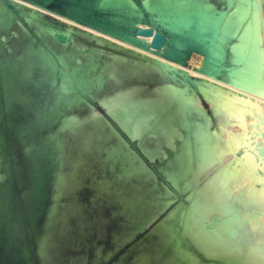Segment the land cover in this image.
I'll return each instance as SVG.
<instances>
[{"label":"rangeland","instance_id":"obj_1","mask_svg":"<svg viewBox=\"0 0 264 264\" xmlns=\"http://www.w3.org/2000/svg\"><path fill=\"white\" fill-rule=\"evenodd\" d=\"M133 1L135 2V5H132L127 1L120 2L119 0H91L89 2H85V0H0V180H3L0 182V203L3 202L0 211L9 212L8 215L12 214L8 216L11 225H3L0 227V232L8 234L10 230H16V234L14 236H9L6 244L0 239V264H28V261L30 264H180L179 262L183 263V261V264H186L187 262V264H189V259L192 258L194 260L198 259L199 264L200 262L201 264H222V262H218L215 258L206 255L207 253L204 252L205 250L203 247L197 245L198 243L190 238L191 236L188 233H184L186 231L185 225H187L186 222H188L191 217H188L191 215L190 212H194L195 214L201 212L203 216L201 213V215H198L199 213L196 214V216L198 215L202 217L200 220L197 216L201 222V224L199 222L200 227L209 228L211 226V229H214L215 226H218V228H220L222 224L225 225L224 218L227 223L231 212H227L228 210H223L222 212L219 209L217 211L211 209L212 212H210V208H207L209 207L208 205H201L204 208L197 207V211L195 207H193L195 203L193 201H195L196 198L198 199V197H201L203 191L208 190V186H211V183H215L216 179L221 181L226 179L225 181L231 183L233 189L228 188V183L223 181L227 186L224 183L225 186L220 190V193L221 191H224V195L219 194L218 200L227 195L229 199L234 197V195H239L240 199L248 195L246 198L250 202L249 204H252L253 207L254 204L255 206L256 204L258 205V198L250 201V198L252 199L254 197H252L253 195L250 196L249 191H253L254 189H256L255 191L257 192L258 190H264V182H261L264 181V179L262 178L263 180H259L262 184L257 183V180H253L252 177L247 175L249 173L244 174L242 171H245L246 173V170L241 167L245 168L246 165L248 168L250 163L251 168H253L251 162L255 160L254 158L257 155L258 158H260V156L262 157V160L261 158V161L259 160L262 164L259 162H256L255 164L258 166H264V155H262L264 154V113L259 112L257 108L255 109L253 107L255 102L258 103V107L264 106V94L252 90V77L250 73H248L249 75L247 76L245 75L243 79L241 78L242 82H245L242 83L245 87L241 83L239 84H241L242 87L231 82V80L237 81L234 80L236 78L233 79V75H231L233 74V71L237 74L236 77L240 74L239 71H236V63L232 59L231 51H229L226 61L217 63L216 66H209L206 57H204V55L202 56L203 53H198L196 51L191 52L187 56V61L184 63L187 75L172 70L167 73L162 72V74L161 71H156V73L141 72L125 80L120 81L119 79L120 82L118 81L119 83L116 84L117 89L123 88V91L127 90L128 93H132L136 99L138 98L145 101L153 100V98L154 100L157 99L160 96L159 93H162L163 86L166 85L169 86L168 88L176 86L174 89L176 88L179 93L181 91L183 93L186 91L185 93L187 96L193 95L192 97H194L197 94V99H199L200 104H202L203 111L206 115L201 117L197 113H193L194 118H192V120H195L194 123H200L204 126H206L205 124L207 123H211L210 127L209 124L207 126L212 130H207L212 133L211 137H214L210 138L211 141L213 139L215 142L211 144L213 146L216 144V146L212 148L213 146L210 144L212 147L209 148L208 146V148L215 150L219 147L220 152L223 151L222 149H224V151L223 153L221 152V154L217 148L216 150L218 152L215 153L218 155L220 154V156L215 155V163L212 162L214 166L209 165L199 178L190 182L187 181L186 178L181 177H179L177 182L174 178L175 176L171 173L172 168L168 165V162L175 156L176 151L168 148L165 144H162L163 147L160 145L157 150L161 149L166 152L168 156L160 150V155H154L157 157L153 156L151 158V156L146 153L148 150H153L152 148L157 146L155 142L151 141L154 138L151 139L150 134L144 135L142 140L139 138H133L120 125V123L108 113L105 106L101 105L103 102L100 101H102L105 94L109 95L108 93H111L109 89L113 85L112 82H116L114 76H110L111 78L108 77V80L104 82L103 85H99L100 83H98L95 78L90 85H96V91L93 90L94 86H92V88L88 87L87 93L80 96L76 101H73L71 105L73 109H71V106L70 108L69 106L66 107L67 104L64 103L61 97L60 102L58 103L55 95L52 93L50 94L46 87H44V85H47L44 78L48 74V69L46 67L43 68V65L55 58L58 59V65L65 69H74L72 68L73 65L82 66L83 63V67H86H84V69H87V71L84 70V75L87 74L85 75L87 77L99 71L101 72V67L104 64H109V66L113 63L121 64L123 68L122 72H119V74H121L122 78H125L124 71L129 69V65L137 61H143L144 59H149L152 62H155L154 58H156L163 61H169L172 64H179L178 49L169 52L168 49L166 50L164 48L165 45L160 50L154 48V39L147 46L135 42V38H142V35L140 34L142 29L151 28L154 29L155 34L162 33L167 37L168 33L162 22H160L159 11L155 10V7H160L159 5L163 0ZM145 1L149 4L145 3ZM197 1L203 4H209L214 8V11L222 12L227 16L234 12L238 2V0H233V3H230L229 0ZM251 4L252 0H244V9H248ZM255 4L259 5L264 15V0H258ZM107 20L111 22L114 21L113 23L117 26L113 25L114 27L112 26V28L106 27L98 22ZM118 28L123 31L122 34L115 32L118 31ZM62 31H70L67 40L68 42L59 40L56 36L57 32L59 33ZM143 36L147 37L145 35ZM101 40L103 41L100 42ZM74 44H79L80 46L78 45L77 47V45ZM75 46L77 48H75ZM25 48L27 50H25ZM83 50L85 52H82ZM142 53L150 56V58H147L148 56L143 57ZM115 55L117 59L114 57ZM62 56L67 57V61L70 59L67 64L69 67H65L67 61L63 65L62 62L63 59L65 61V58H61ZM123 57L124 59L127 58L126 61ZM79 58L80 60L78 61ZM118 58L122 60L120 61ZM92 60L96 63L97 61L99 62L97 65L100 67L97 66V70L96 68L95 70L91 69L92 71L88 69V65ZM23 61L25 62L23 63ZM154 64L156 65L157 62ZM20 65L22 67H20ZM31 70L34 73L31 72ZM245 70L247 71L248 68H245ZM207 77H213L215 80H211L210 78L207 79ZM198 78L202 80L200 82L202 86L198 82ZM203 79L212 82L215 81V83L220 85L219 87L224 84L221 89L223 88L226 92L232 93L230 91H233L234 93L232 94L239 93L238 95L240 97L249 98V100H252L253 102L252 107L254 109H252L250 105H247L248 110L246 109L244 112L245 114L243 113L244 116H242L244 118H238L240 121L237 118L233 120L235 115L233 118H231L232 115H230L229 119L231 118L230 120H233L234 122H232V124L229 119L227 120L228 115L226 120H224L225 118H222L223 121L219 120L221 118L218 113V108L214 105V100H211L213 97L208 91H205V89L200 90L201 88H199V86L202 88L205 87V85H203ZM37 82L40 83L38 86H36ZM225 84L227 86L226 88ZM231 84L236 85L237 89L239 87V90L236 91L235 87H232ZM138 85L141 87L138 88ZM187 85L189 86L187 87ZM136 86L137 88H135ZM142 87L144 88L142 89ZM158 87L159 91H156ZM103 88H106L107 90H104ZM90 90L92 92L91 94H89ZM261 93H263V91H261ZM255 94L259 96H256ZM148 96L152 98L150 99ZM84 98L87 99H85V102L83 101ZM181 105V102L179 105L175 103L172 104L170 108L174 111L173 113H177L175 110L179 111V106ZM63 108L66 110H63ZM86 116H91V118H87ZM72 117L75 122L73 120L72 123L71 121L68 122L67 120ZM76 117L81 119L78 121L79 118L77 119ZM204 117L211 120L206 123L202 122V118ZM88 120L92 121L87 122ZM76 122L77 124H75ZM108 122H110V124ZM220 122L224 123L220 124ZM244 122H246V124ZM78 123H80V125ZM95 123H99V125H95ZM220 126L222 127L220 128ZM72 127L74 129L71 131ZM94 128L96 130H94ZM186 129L187 128L181 127V133L183 135L185 134L184 136L189 132V129ZM112 131L113 133H111ZM213 131L218 134H214ZM38 132H40L41 135ZM193 133L194 134H191V136H193L191 141L196 144L197 140H199L197 139V135L200 134H196V132ZM200 133L204 134L203 131H200ZM100 134L103 135L100 137L101 139H99ZM246 134L248 139L246 138ZM119 136L120 141L118 138ZM194 137L196 139H194ZM241 137L244 138L242 139ZM123 138L124 141H122ZM202 138L204 140V137ZM215 138L217 140H214ZM231 139L235 140L232 141ZM244 139H247V141ZM182 140L184 139L182 138L181 141ZM210 140H206L205 142L209 143ZM229 140L234 143L233 150L232 148L230 149L232 146L231 144L233 143ZM241 140L242 143L240 142ZM118 141H122L121 143L123 145ZM150 141L152 143H150ZM181 141H179V147L176 149L179 152L182 149ZM199 141L201 142V138ZM235 141H237L236 144ZM200 142H198V144ZM149 143L150 147H148ZM202 143L204 142H201L200 144L202 145ZM224 143L228 147L225 145L223 146ZM244 143H246V145H243ZM43 144H45V146ZM219 144L221 145L217 146ZM235 145H237V147L240 146L241 148H237ZM225 147L228 149L227 153L225 152ZM82 148H85V150ZM87 148H90L92 151L89 149V152L86 150ZM239 148L240 150H238ZM115 149L117 150L115 151ZM122 149L126 150L127 154ZM110 150L113 153H111ZM258 150H260L262 154ZM132 151L136 153L133 154ZM129 154L131 155L130 158H128ZM226 154H228V156ZM247 154H249V156ZM126 155L127 158H125ZM133 155L136 156L134 157ZM223 157H226V161ZM236 157H239V160H237ZM135 158L136 161L134 160ZM220 158H223L222 161ZM217 159H220V162L217 161ZM247 161L251 162L248 163ZM144 163L145 165H143ZM223 163L224 165H222ZM50 164L52 166H50ZM140 164L143 165V168L145 167L146 170L148 168L146 174H144L146 170L141 168L142 166ZM225 165H227L225 168L230 171L226 170L229 173L225 172L224 174L223 171H225ZM209 168H211L212 171L215 170L211 172V169ZM137 169H143L144 172L142 171V173H140L141 171H137ZM131 170L134 171L131 173L132 175H130V172H132ZM232 170L234 172L231 173ZM237 170L239 171L237 172ZM248 170H250V167L247 171ZM230 173L232 175H230ZM239 173L242 174L240 175V178ZM262 173L264 176V171ZM212 174H214L215 177H213ZM3 176L6 179H4ZM206 177L208 179L210 178L209 182ZM125 179L128 182H125ZM236 179H238V182ZM48 180H51V182ZM234 182L235 184H233ZM188 183L189 185H187ZM251 185H253V188L249 189ZM243 189H245V196L242 195L244 194V191H241ZM198 190L202 191L200 192ZM231 190H234L235 192L233 191L232 194ZM246 198H244V203L246 202L245 204H247L243 206L244 214L251 213L250 217L253 214H256V216L254 215V219L259 221L258 219H261L264 215V210L256 209L255 211L250 208L251 205L248 204ZM127 202H129V206H126V208L125 205H127ZM124 208L126 209L124 210ZM205 209H207V211ZM224 211L229 214H225ZM210 213L212 214V217L210 216ZM215 213L217 214L215 215ZM186 214L189 215L187 216ZM205 214L206 216L204 217ZM248 214H246V216L249 217ZM217 215H221L222 218ZM259 216L261 217L259 218ZM210 218H212V220ZM263 218L264 216L262 217V220H264ZM184 220L187 221L185 222ZM203 220L206 224H202L204 222ZM216 222L218 224L222 223L220 227L219 225H216ZM13 225L14 227L12 228ZM160 225L161 227H159ZM223 225L221 228L224 227ZM166 226L167 228H173L171 229L176 233V237L173 236L170 238L167 232L170 230H167V228V231L165 230L166 232H164ZM233 230L234 232L235 230L237 231V229ZM229 231L230 229H228V232ZM237 233L239 234V232ZM238 234L233 235L236 237L239 236ZM23 236H25V238ZM170 241H173V244ZM179 241L180 244H178ZM8 246L9 248H7ZM178 246L179 251L176 250ZM246 250H244V252ZM186 254L189 257L186 256ZM2 255H4V260Z\"/></svg>","mask_w":264,"mask_h":264},{"label":"bare ground","instance_id":"obj_2","mask_svg":"<svg viewBox=\"0 0 264 264\" xmlns=\"http://www.w3.org/2000/svg\"><path fill=\"white\" fill-rule=\"evenodd\" d=\"M91 0H85V2H89ZM99 1V0H98ZM105 1V0H103ZM120 2H123V1H127L129 3H131L132 5H135V2L133 0H119ZM230 3H233V0H229ZM258 0H252V4L251 6L248 8V9H244V0H238L237 2V5H236V8L234 10L233 13L229 14L228 16L225 15L224 13L222 12H216L214 11V8L212 6H210L209 4H203V3H200L199 1L197 0H163L162 3L159 5L160 7H155L157 11H159V17H160V22H162L164 28L166 29L167 31V37H166V41H165V49L172 51L174 49H178L179 50V64H172L171 62L169 61H163V60H160V59H155V62H157V64L155 65L154 63L155 62H152L151 60L149 59H144L143 61H137V62H134L133 64H130L129 65V69L127 71H124V76L125 78H122L121 77V74H119V72H122V66L121 64H111L109 66V64H104L101 69L102 71L100 72H97L95 74H91L89 75L88 77L85 76L87 74L84 75V70L87 71V69H84L83 67V63H82V66H77V65H73L72 68L74 69H65L64 67L58 65V59H51L49 62L45 63L43 65V68H47L48 69V74L45 76L44 80L45 82H47V85H44V87H46L47 91L50 92V94L52 93L53 95H55L56 97V101L59 103L60 102V97L62 98V100L64 101L65 104H67L66 107L72 105L73 101H76V99H78L80 96H82L83 94L87 93V90H88V87H91L94 86V89L95 90V86L96 85H90L91 82L93 80H95L96 78V81L98 83H100L99 85H103L104 82H106L108 80V77L111 78L110 76H114L116 79V82H112V87L109 89V91L111 93H108L109 95H106L102 98V101L100 102H103V104L101 105H104L105 108L107 109L108 113L111 114V116H113L119 123L120 125L130 134V136H132L133 138H139L140 140H142L143 136L144 135H149L150 134V138H154L153 140H151L152 142H155V144L157 145L156 147L152 148L153 150H148V152L146 154H149L151 156V158L154 156V155H160L159 153L162 151L160 150H157L159 149L158 147L162 144H165V146H167L168 148L176 151V154L174 157L171 158V160H169L168 162V165L172 168L171 169V173H173V176L176 181L178 182L179 180V177L181 178H186L187 181H192V180H196L197 178H199L201 176V174H203V172L209 167V165L211 166H214V164H212V162H214V160H216V156L215 155H218L216 154L215 152H218L216 149L218 148L219 150V147H215L216 149L212 150V149H209L210 147H212L213 145L211 143H213V139L212 141L210 140V138H214V137H211L212 136V133H210L207 129L208 128V124H209V127H210V124L211 123H207L205 124L207 121L209 122L210 120H208L207 118H202V122H205L204 124L206 126H204L203 124H200V123H194V121L192 120L193 117V113H197L198 115H200L201 117H203V115L205 116L206 114L204 113L203 111V107H202V104H200L199 102V99H197V94L196 96L192 97V96H187L186 95V91L183 93L180 89V91L183 93H179V91L176 90V88L174 89V86L173 88H168L169 86H163V89H162V93H159V97L157 99L153 100H148V101H145V100H140V99H136L135 96L131 93H128V91H123V88L122 89H117V83H119L121 80H125L127 78H131L132 76L136 75V74H139L141 72H146V73H156V71H161V74L162 72H169L170 70L172 71H179L180 73H183L185 75H187V71L185 70V66H184V63L187 61V56L193 52V51H196V52H201L203 53L202 56L204 55V57H206L207 59V62H208V65L209 66H216L217 63H221L222 61L225 62L226 59L228 58V53L229 51H231L232 53V59L233 61L236 63V71H239L240 74H238V76L236 77V73L233 71V79L234 80H237V81H232L233 83L237 84V86H241L242 87V83H245L244 81L242 82V79L244 78V76L246 75H249L248 73H250L251 77H252V84L251 86L253 87L252 90L254 91H259L260 94H264V15H263V11H261V8L259 7L258 4H255ZM145 3L149 4L148 2L145 1ZM137 5V4H136ZM146 5V4H145ZM100 22L101 24L105 25L106 27H111L113 25H116L114 24L113 22L111 21H98ZM102 25V26H103ZM117 26V25H116ZM114 27V26H113ZM73 30V29H72ZM37 31V30H36ZM115 32H118L119 34H122L123 31H121V29L118 28V31H115ZM69 34H70V31H62V32H57V37L59 40H62V41H67L68 38H69ZM162 34V33H161ZM5 38V37H4ZM154 39V35L152 36H147V37H144L142 35V38H135V42L140 44V45H143V46H147L148 44H150L152 42V40ZM32 40V39H31ZM103 40H101L100 42H102ZM106 41V40H105ZM27 42V41H26ZM68 42V41H67ZM75 43V42H73ZM29 44V43H27ZM68 44V43H66ZM81 44V43H79ZM78 44V45H79ZM104 44V43H103ZM113 44V43H112ZM74 45H77V44H74ZM77 45V47H78ZM82 45H85V44H82ZM28 46V45H26ZM25 46V47H26ZM37 46V45H36ZM65 46V44H64ZM80 46V45H79ZM87 46V45H85ZM29 47V46H28ZM31 47V46H30ZM69 47V46H68ZM73 47V46H72ZM71 47V48H72ZM75 46V48H77ZM115 47V46H114ZM123 47V46H122ZM87 48V47H86ZM89 48V47H88ZM85 49V48H84ZM121 49V48H120ZM128 49V48H127ZM25 50H27L25 48ZM73 50V49H72ZM80 50V48H79ZM87 50V49H86ZM125 50V49H124ZM123 50V51H124ZM76 51V50H75ZM96 51V50H95ZM94 51V53H95ZM132 51V50H131ZM10 52V51H9ZM37 52V50H36ZM35 52V53H36ZM77 52V51H76ZM82 52H85L84 50ZM135 52V51H134ZM24 53V51H23ZM88 53V52H87ZM93 53V52H92ZM97 53V51H96ZM69 54V53H68ZM78 54V53H77ZM99 54V52H98ZM101 54V53H100ZM104 54V53H103ZM21 55V54H20ZM92 55V54H91ZM143 57H147L148 55L146 54H143ZM141 55V56H142ZM93 56V55H92ZM109 56V55H108ZM107 56V57H108ZM15 57V56H14ZM71 57V56H70ZM102 57V56H101ZM116 57V55L114 56ZM119 58H121L120 56H118ZM203 57V59H204ZM61 58H65V61L63 59V65L64 63L67 61V57H64L62 56ZM75 58V57H74ZM110 58V57H109ZM118 58V59H119ZM147 58H150V56H148ZM153 58V57H152ZM73 59V58H72ZM114 59V58H112ZM117 59V57H116ZM124 59V57H123ZM127 59V58H126ZM126 59H124L126 61ZM152 59V60H154ZM35 60V59H34ZM70 60V59H69ZM69 60L66 62V68H67V64L69 62ZM80 60V58L78 59V61ZM94 60V59H93ZM89 63L88 65V69L91 70V69H94L96 68L97 70V63H99L97 61V63L95 61H93ZM100 60V59H99ZM111 60V59H110ZM120 61L122 59H119ZM132 60V59H131ZM26 61V60H25ZM23 61V63L25 62ZM82 61V60H81ZM80 61V62H81ZM116 61V60H114ZM130 61V60H128ZM87 62V61H86ZM181 62V63H180ZM109 63V62H108ZM128 63V62H126ZM26 64V63H25ZM70 64V63H69ZM88 64V62H87ZM24 65V64H23ZM25 66V65H24ZM23 66V67H24ZM71 66V65H70ZM244 66V67H243ZM20 67H22L20 65ZM18 67V68H20ZM69 67V66H68ZM83 67V68H82ZM100 67V66H98ZM86 68V67H85ZM213 68V67H212ZM245 68H248V70L246 71ZM26 69V68H25ZM28 69V68H27ZM99 69V68H98ZM220 69V68H219ZM218 69V70H219ZM20 70V69H19ZM209 70V69H208ZM41 71H44V70H41ZM92 71V70H91ZM90 71V72H91ZM210 71V70H209ZM208 71V72H209ZM214 71V70H213ZM212 71V72H213ZM31 72H33L31 70ZM38 72V71H37ZM89 72V73H90ZM94 72V71H93ZM34 73V72H33ZM36 73V72H35ZM87 73V72H86ZM88 73V74H89ZM158 73V72H157ZM215 73V72H214ZM232 73V72H231ZM18 74V73H17ZM32 74V73H31ZM39 74V73H38ZM37 74V75H38ZM16 75V74H15ZM153 75V74H152ZM18 76V75H16ZM22 76V75H21ZM35 76V75H34ZM33 76V77H34ZM191 76V75H190ZM189 76V77H190ZM199 76V75H198ZM121 77V78H120ZM197 77V76H196ZM200 77V76H199ZM19 78V77H18ZM185 78V77H184ZM201 78V77H200ZM204 78V77H203ZM210 77H207V79H209ZM213 78V77H212ZM210 78L211 80H215L214 78L212 79ZM242 78V79H241ZM77 79V80H75ZM114 79V78H113ZM120 79V81H119ZM190 79V78H188ZM205 79V78H204ZM203 79V80H204ZM186 80V79H185ZM194 80V79H193ZM198 82L200 83L202 80H200L199 78L197 79ZM239 80V82H238ZM245 80V79H244ZM119 81V82H118ZM77 82V83H76ZM192 82V81H191ZM23 83H24V80H23ZM222 83V82H220ZM241 83V84H239ZM8 84V83H7ZM40 83L37 82L36 83V86H38ZM171 84V83H170ZM189 84V83H188ZM194 84V83H193ZM196 84V83H195ZM201 84V83H200ZM227 84V83H226ZM225 84V88L227 87ZM248 84V83H247ZM106 85V84H105ZM203 85H205V87H200L199 85V88H201L200 90H203L205 89V91H208V93L213 97V99L211 100H214L215 102V106L218 108V113L220 114V118L219 120H222V118L224 120H226V117L228 115V118L227 120L229 119V116H231V118H233V120H235L236 118H244L242 116L243 113L246 111V109L248 110V107L247 105H250L252 109H256L259 111V112H262L264 113V106H261V107H258L259 105H257L258 103H254L253 107H252V100H249V98H244V97H240L238 94H232L234 93L233 91H230L232 93H228L226 92V90H223V88L221 89V87L224 86H221L219 87L220 85L212 82V81H209V80H204V83ZM222 85V84H221ZM98 86V84H97ZM132 86V85H130ZM139 86V85H138ZM161 86V85H160ZM189 85H187L188 87ZM202 86V84H201ZM229 86V85H228ZM232 87H235L236 91L239 90V87L237 89V86L236 85H232ZM244 86V85H243ZM247 86V85H246ZM141 86H139L138 88H140ZM171 87V86H170ZM194 87V86H193ZM245 87V86H244ZM243 87V89L245 90V88ZM248 87V86H247ZM137 88V86L135 87ZM144 87H142L143 89ZM157 88V87H156ZM178 88V87H177ZM190 88V87H189ZM104 90L106 88H103ZM126 89V88H125ZM231 89V88H230ZM242 89V88H241ZM247 89V88H246ZM107 90V89H106ZM133 90V89H132ZM130 90V91H132ZM141 90V89H139ZM187 90V89H185ZM194 90V89H193ZM96 91V90H95ZM99 91V90H97ZM156 91H159V87ZM184 91V90H183ZM204 91V92H205ZM235 91V92H236ZM241 91V90H240ZM261 91H263V93H261ZM100 92V91H99ZM143 92V91H141ZM155 92V91H154ZM161 92V91H160ZM195 92V91H193ZM244 92V91H243ZM252 92V91H251ZM91 90L89 92V94H91ZM97 93V92H96ZM95 93V94H96ZM135 93V92H134ZM144 93V92H143ZM156 93V92H155ZM246 93V92H245ZM14 94V92H13ZM74 94V95H73ZM207 94V93H205ZM71 95V96H70ZM93 95V94H92ZM98 95V93H97ZM152 95V94H151ZM158 95V93H157ZM190 95V94H189ZM256 96H259L257 94H255ZM94 96V95H93ZM186 96V98H185ZM95 97V96H94ZM93 97V99H94ZM255 97V96H254ZM92 98V96H91ZM145 98V97H144ZM156 98V97H155ZM211 98V97H210ZM85 99L84 98V102H85ZM100 99V98H98ZM87 100V99H86ZM101 100V99H100ZM186 100V101H185ZM259 100V99H257ZM95 101V100H94ZM96 101H97V98H96ZM264 101V100H263ZM262 101V103H263ZM82 102V103H84ZM87 102V101H86ZM181 102V106H179V111H176L175 108V112L177 113H173L174 111H172V109L170 108V106L172 104H177L179 105V103ZM184 102V103H182ZM213 102V101H212ZM259 102V101H258ZM81 103V104H82ZM261 103V101H260ZM92 105V104H91ZM94 106V105H93ZM103 106V107H104ZM175 106V105H174ZM11 107V106H10ZM95 108V107H94ZM216 108V109H217ZM68 109V108H67ZM71 109L72 106H71ZM78 109V108H77ZM251 109V110H252ZM17 110V109H16ZM63 110H66L63 108ZM70 110V109H69ZM61 111V110H59ZM97 111V110H96ZM253 111V110H252ZM257 111V113H258ZM95 112V111H94ZM63 113V112H62ZM80 113V112H79ZM78 113V114H79ZM98 113V112H97ZM202 113V114H201ZM82 114V113H80ZM91 114V113H90ZM245 114V113H244ZM87 115V114H85ZM92 115V114H91ZM96 115V113H95ZM99 115V113H98ZM102 115V114H101ZM253 115V114H251ZM264 115V114H263ZM80 116V115H78ZM94 116V115H93ZM87 117V116H86ZM91 118V116H89ZM87 117V118H89ZM196 117V116H195ZM199 117V118H201ZM57 118V117H56ZM77 118V117H76ZM75 118V119H76ZM79 118V117H78ZM77 118V119H78ZM95 118V116H94ZM106 118V117H105ZM104 118V119H105ZM197 118V117H196ZM230 118V119H231ZM81 118L78 119V121L80 120ZM93 119V118H92ZM198 119V118H197ZM229 119V120H230ZM72 120L74 121L73 117L70 118L69 120H67L68 122L71 121L72 123ZM96 120V119H95ZM98 120V119H97ZM233 120H230L231 124L233 122ZM239 120V119H238ZM64 121V119H63ZM77 121V120H76ZM77 121V122H78ZM84 121V120H83ZM89 121H92V120H88L87 122ZM223 121V120H222ZM240 121V120H239ZM68 122H66L67 124H69ZM75 122V121H74ZM77 122L75 124H77ZM86 122V121H84ZM82 122V123H84ZM107 122V121H106ZM201 122V123H202ZM65 123V124H66ZM104 123V122H103ZM110 124V122H108ZM118 123V124H119ZM224 123V122H222ZM220 122V124H222ZM228 123V122H227ZM234 123V122H233ZM246 124V122H244ZM80 125V123H78ZM230 124V123H229ZM243 124V123H242ZM252 124V123H251ZM250 124V125H251ZM70 125V124H69ZM73 125V124H72ZM71 125V126H72ZM95 125H99V123H95ZM224 125V124H223ZM237 125V124H236ZM264 125V124H263ZM78 126V125H77ZM76 126V128H77ZM111 126V125H109ZM233 126V125H232ZM61 127V126H60ZM69 127V126H68ZM75 127V126H74ZM96 127V126H95ZM103 127V126H102ZM181 127L182 128H187L190 129L187 131V135L184 136L182 133H181ZM222 126H220L221 128ZM227 127V126H226ZM246 127V126H245ZM63 128V127H62ZM67 128V126H66ZM107 128V127H106ZM113 128V127H112ZM225 128V127H224ZM70 129V128H69ZM74 128L72 127L71 131L73 130ZM81 129V128H79ZM186 129V130H187ZM247 129V128H246ZM244 129V130H246ZM263 129V128H262ZM24 130V129H23ZM94 130H96L94 128ZM109 130V129H108ZM114 130V128H113ZM209 130H212V129H209ZM224 130V129H222ZM228 130V129H227ZM107 131V130H106ZM183 131V130H182ZM200 131L202 133H200ZM261 131V130H260ZM86 132V131H85ZM193 132H196L199 133L200 135H197L198 138L200 140L201 138V142H204L202 143V145L200 144L201 142L199 140H197L196 144L193 143L191 140H192V137L191 134H194ZM233 132V131H232ZM231 132V134H232ZM244 132V131H243ZM264 132V131H263ZM28 133V132H27ZM37 133V132H36ZM40 133V132H38ZM75 133V132H74ZM77 133V132H76ZM79 133V132H78ZM94 133V132H93ZM103 133V131H102ZM101 133V134H102ZM113 133V131L111 132ZM214 133V131H213ZM224 133V132H223ZM20 134V133H18ZM99 136V139H101L100 137L103 136L101 135ZM195 134V136H196ZM203 136H202V135ZM214 134H218V133H214ZM213 134V135H214ZM234 134V132H233ZM238 134V133H237ZM236 134V135H237ZM242 134H245V133H242ZM41 135V133H40ZM53 135V134H52ZM95 135V133H94ZM108 135V134H107ZM115 135V134H114ZM118 135V134H117ZM220 135V133H219ZM235 135V136H236ZM57 136V135H56ZM55 136V137H56ZM83 136V135H81ZM106 136V135H105ZM112 136V135H111ZM190 136V137H189ZM196 136V137H197ZM200 136V137H199ZM230 136V135H229ZM243 136V135H242ZM38 137V136H37ZM59 137V136H58ZM80 137V135H79ZM204 137V140H210L209 143H206L203 138ZM219 137V136H217ZM245 137V136H244ZM243 137V138H244ZM40 138V137H39ZM60 138V137H59ZM77 138V136H76ZM105 138V137H104ZM111 138V137H110ZM119 138V141H120V136L118 137ZM146 138H149V137H146ZM184 139L181 141V139ZM235 138V137H233ZM242 138V137H241ZM241 138H238V139H241ZM242 138V139H243ZM246 138L248 139V136L246 134ZM24 139V138H23ZM22 139V140H23ZM56 139V138H54ZM91 139V138H90ZM115 139V138H113ZM194 139H196L194 137ZM193 139V140H194ZM222 139V138H221ZM230 139V138H229ZM247 139H244L245 141H247ZM32 140V138H31ZM37 140V138H36ZM83 140V139H82ZM108 140V138H107ZM111 140V139H110ZM145 140V138H144ZM203 140V141H202ZM214 140H217L216 138ZM219 140V138H218ZM232 140V139H231ZM235 139H233L232 141H234ZM48 141V140H46ZM57 141V140H55ZM118 141V142H119ZM124 141V138L123 140ZM121 141V142H122ZM150 141V143H152ZM179 141H181V151H177V147H179ZM224 141V139H223ZM230 141V140H229ZM244 141V142H245ZM41 142V141H40ZM80 142V141H79ZM117 142V143H118ZM119 142V143H121ZM142 142V141H141ZM149 142V141H148ZM195 142V141H194ZM198 142H200L198 144ZM226 142V141H225ZM231 142V141H230ZM242 143V140L240 141ZM261 142V141H260ZM260 142H257V143H260ZM29 143V142H28ZM50 143V141H49ZM109 143V142H108ZM143 143V142H142ZM150 143L148 145V147H150ZM215 143V142H214ZM233 143V142H231ZM229 143V144H231ZM237 143V141H235V144ZM248 143V142H247ZM37 144V143H36ZM51 144V143H50ZM112 144V143H111ZM122 144V143H121ZM146 144V143H144ZM212 146H211V145ZM227 144V143H226ZM239 144V143H238ZM249 144V143H248ZM45 146V144H43ZM48 145V144H47ZM95 145V144H94ZM98 145V144H97ZM123 145V144H122ZM127 145V144H126ZM143 145V144H142ZM141 145V146H142ZM221 144L217 145V146H220ZM225 145V143L223 144V146ZM232 146L230 147V149L232 148L233 150V144H231ZM243 145H246V143H244ZM242 145V146H243ZM260 145V144H259ZM52 146V145H51ZM99 146V145H98ZM113 146V144H112ZM119 146V145H118ZM125 146V145H124ZM130 146V145H129ZM128 146V147H129ZM145 146V145H144ZM209 146V148H208ZM216 146V144L214 145ZM214 146L212 148H214ZM227 146V145H225ZM237 147V145H235ZM48 147V146H47ZM59 147V145H58ZM109 147V146H108ZM114 147V146H113ZM143 147V146H142ZM147 147V146H145ZM228 147V146H227ZM240 147V146H238ZM237 147V148H238ZM54 148V147H53ZM60 148V147H59ZM91 148V146H90ZM89 148V149H90ZM101 148V147H100ZM122 148V147H121ZM221 148V147H220ZM226 148V147H225ZM235 148V147H234ZM235 148V149H237ZM241 148V147H240ZM240 148L238 150H240ZM27 149V148H26ZM52 149V148H51ZM55 149V148H54ZM81 149V148H80ZM83 149V148H82ZM89 149L87 148L86 150L89 151ZM110 149V148H108ZM118 149V148H117ZM115 149V151L117 150ZM129 149V148H128ZM149 149V148H148ZM163 149V148H162ZM257 149V148H256ZM29 150V148H28ZM33 150V149H31ZM85 150V148L83 149ZM91 150V149H90ZM113 150V149H112ZM125 153H126V150L122 149ZM132 150V149H131ZM224 151V149H222ZM227 148H226V153H227ZM92 151V150H91ZM96 151V149H95ZM114 151V150H113ZM223 151H221L223 153ZM260 152V150H258ZM34 152V151H33ZM48 152V151H47ZM85 152V151H84ZM90 152V151H89ZM102 152V151H101ZM111 152V150H110ZM131 152V151H130ZM133 152V151H132ZM164 151H162L163 153ZM220 152V150H219ZM220 152V153H221ZM231 152V151H230ZM236 152V151H235ZM255 152V151H254ZM257 152V151H256ZM53 153V152H51ZM113 153V152H111ZM117 153V152H116ZM119 153V152H118ZM121 153V151H120ZM124 153V154H125ZM129 153V152H128ZM136 153V152H135ZM133 152V154H135ZM161 153V154H162ZM165 154H167L166 152H164ZM221 153V154H222ZM232 153V152H231ZM261 153V152H260ZM259 153V154H260ZM264 153V152H263ZM30 154V153H29ZM55 154V152H54ZM122 154V153H121ZM120 154V156H121ZM127 154V153H126ZM131 154V153H130ZM129 154V157L130 158V155ZM230 154V153H229ZM235 154V153H234ZM258 154V152H257ZM262 154V153H261ZM26 155V154H25ZM115 155V154H114ZM228 156V154H226ZM249 156V154H247ZM255 155V154H254ZM264 155V154H262ZM30 156V155H29ZM53 156V155H52ZM124 156V155H123ZM134 156V155H133ZM136 156V155H135ZM134 156V157H135ZM168 156V154H167ZM166 156V158H167ZM220 156V154L218 155ZM224 156V154H223ZM226 156V157H227ZM230 156V155H229ZM251 156V154H250ZM97 157V156H96ZM107 157V156H106ZM114 157V156H113ZM133 157V158H134ZM138 157V156H137ZM154 157H157V156H154ZM162 157V155H161ZM226 157H223L224 160ZM245 157V156H244ZM252 157V156H251ZM250 157V158H251ZM255 157V156H254ZM257 157V158H256ZM254 159V161H249L252 163L253 165V168H251V165L249 163V167H250V170L247 171V166L245 165V168L244 167H241L243 168L244 170H246V173L245 171H242L244 172V174H247L249 177H252L253 180H257L258 182L257 183H263L264 181H259L261 180L262 178L264 179V176H263V171H264V166L263 165H257L255 164L256 162L258 163L260 158L262 160V157L260 156V158H258V155L256 156ZM82 158V157H81ZM121 158V157H120ZM127 158V155L126 157ZM140 158V157H139ZM165 158V159H166ZM219 158V157H218ZM222 158V159H223ZM237 158V157H236ZM239 158V157H238ZM237 158V160H239ZM247 158V157H246ZM35 159V157H34ZM33 159V160H34ZM50 159V158H49ZM53 159V158H52ZM55 159V157H54ZM164 159V158H163ZM221 159V158H220ZM219 159V160H220ZM221 159V161H222ZM249 159V158H248ZM31 160V159H30ZM58 160V159H57ZM87 160V159H86ZM136 161V158L134 159ZM133 160V161H134ZM138 160V159H137ZM141 160V159H140ZM139 160V161H140ZM217 159V161H219ZM235 160V159H234ZM233 160V161H234ZM246 160V159H245ZM260 160V161H261ZM264 160V159H263ZM37 161V160H36ZM41 161V160H39ZM55 161V160H54ZM53 161V163H54ZM126 161V160H125ZM124 161V162H125ZM142 161V160H141ZM216 161V162H217ZM226 161V160H225ZM241 161H242V158H241ZM34 162V161H32ZM38 162V161H37ZM50 162V161H49ZM143 162V161H142ZM141 162V163H142ZM220 162V161H219ZM218 162V163H219ZM237 162V161H235ZM254 162V163H253ZM117 163V161H116ZM133 163V162H132ZM215 163V162H214ZM222 163V162H221ZM233 163V162H232ZM246 163V162H245ZM247 163V165H248ZM261 163V162H259ZM32 164V163H31ZM34 164V163H33ZM135 164V163H134ZM228 164V163H226ZM243 164V163H241ZM262 164V163H261ZM105 165V164H104ZM114 165V164H113ZM141 165V164H140ZM139 165V166H140ZM145 165V163L143 164ZM143 165H141L143 168ZM220 165V164H219ZM224 165V163L222 164ZM233 165V164H232ZM238 166H240L239 164H237ZM235 165V166H237ZM3 166V165H2ZM50 166H52L50 164ZM55 166V165H54ZM134 166V165H133ZM216 166V165H215ZM227 165L224 166V168L226 167ZM244 166V165H243ZM32 167V166H31ZM136 167V166H135ZM217 167V166H216ZM214 167V168H216ZM229 167V165H228ZM231 167V165H230ZM113 168V167H112ZM124 168V167H123ZM137 168V167H136ZM212 168V167H211ZM209 168V169H211ZM239 168V167H238ZM145 169V167L143 168ZM143 169H137V171H141L140 173H142V171L144 172ZM53 170V169H52ZM112 170V169H111ZM115 170V169H114ZM146 170V169H145ZM215 170V169H214ZM213 170V171H214ZM226 170H229L227 168H225V172H228ZM240 170V168H239ZM237 170V172L239 171ZM1 171V170H0ZM129 171V170H128ZM132 172H130V175H132L131 173H133L134 171L131 170ZM148 171V168L147 170L144 172V174H146V172ZM210 171V170H209ZM212 169H211V172H213ZM217 171V170H216ZM221 171V170H220ZM230 171V170H229ZM54 172V171H53ZM52 172V173H53ZM75 172V171H74ZM208 172V171H207ZM234 172L233 170L231 171V173ZM241 172V170H240ZM151 173V172H149ZM229 173V172H228ZM230 173V175H232ZM236 173V172H235ZM5 174V173H4ZM126 174V172H125ZM139 174V173H138ZM144 174H141V175H144ZM217 174V173H216ZM243 174V175H244ZM6 175V174H5ZM128 175V174H127ZM140 175V177H141ZM213 177H215L214 174H212ZM239 173V178L241 177ZM73 176V175H72ZM147 176V175H146ZM151 176V174H150ZM206 176V175H205ZM224 176V175H223ZM246 176V175H245ZM4 177V176H3ZM2 177V178H3ZM7 177V176H6ZM51 177V176H50ZM125 177V176H123ZM127 177V176H126ZM135 177V176H134ZM210 177V176H209ZM212 177V176H211ZM235 177V176H234ZM142 178V177H141ZM148 178V177H146ZM225 178V177H223ZM222 178V179H223ZM227 178H230V177H227ZM1 179V178H0ZM4 179H6L4 177ZM28 179V178H26ZM60 179V178H59ZM127 179V178H126ZM125 179V182H128L127 180ZM150 179V178H149ZM174 179V180H175ZM206 179H208L206 177ZM210 179V178H209ZM209 179H208V182H209ZM242 179V178H241ZM244 179V178H243ZM262 179V180H263ZM77 180V179H76ZM122 180V179H121ZM226 180V179H225ZM225 180H218L216 179L215 180V183H211V186H208V190H205L206 191H203L201 197H198V199L196 198L195 202L194 203V206L195 209L198 207H202L204 208L203 206L201 205H208L209 207L207 208H210L213 209V211H217L218 209L221 210L223 212V210H228L227 212H231V215L228 217V220H227V223H226V220L224 217V223L225 225H222L224 226L223 228L222 225L219 223L216 222V225H221L220 228H218V226L214 227V229H211L212 227L210 226L209 228H203V227H200L199 225V222L201 220V216H198V215H201L199 212L196 213L198 214L196 216V214L194 212H190L191 215H187L189 218L188 222H186L187 220H184L187 225H185V229L186 231L184 233H188L195 242H197L196 244L197 245H200V247L202 246L203 249L205 250L204 252L207 253L206 255H209V257L211 258H215L216 260H218V262H222V264H264V220H262V217L264 216H259V218L261 217V219H258L259 221L255 220V216L256 214H253L251 217H250V214L246 213L249 215L246 216V214H244L243 212V206L247 205L244 203L245 199L248 195L245 196V189L241 190V191H244V195L245 197L241 198L240 199V196L239 195H234V197L230 198L227 196L223 197V198H220L218 200V195L219 194H223L224 191H221L220 193V190H222V188L225 186L224 183H228L227 181ZM238 179H236L237 181ZM3 181V180H0V182ZM51 182V180H48ZM146 181V179H145ZM207 181V180H205ZM225 181V182H223ZM235 181V180H234ZM25 182V181H24ZM50 182H49V185H50ZM233 182V181H232ZM238 182V181H237ZM236 182V183H237ZM103 183V182H101ZM225 183V184H226ZM261 183V184H262ZM235 184V182L233 183ZM189 185V183L187 184ZM237 185V184H236ZM241 185V184H240ZM104 186V185H103ZM205 186V185H204ZM227 186V184H226ZM230 186V187H229ZM59 187V186H57ZM207 187V186H206ZM228 188H232L231 186V183H228ZM226 187V188H227ZM201 188V187H200ZM225 188V189H226ZM227 188V189H228ZM249 188V187H248ZM253 188V185H251V187L249 189H252ZM258 188V187H256ZM57 189V188H56ZM229 189V190H230ZM233 189V188H232ZM262 189V188H261ZM256 189H254L253 191H249L250 192V196L253 195L252 197L254 198H250V201L253 199L256 200V198H258V205L254 204V207L252 206V204H249L250 202L248 201V204L251 205L250 208L254 209L256 211V209L258 210H264V190H258L255 191ZM50 191V190H49ZM200 191V190H198ZM202 191V190H201ZM200 191V192H201ZM219 191V192H218ZM234 191V190H233ZM231 190V193L233 192ZM235 192V191H234ZM240 192V191H239ZM50 193V192H48ZM198 194V193H197ZM233 194V193H232ZM238 194V193H237ZM24 195V193H23ZM47 195V194H46ZM50 195V194H49ZM224 195V194H223ZM57 196V195H56ZM198 196V195H196ZM195 196V197H196ZM230 196V195H229ZM194 197V198H195ZM222 197V196H221ZM21 198V197H20ZM25 198V197H24ZM156 198V197H155ZM249 198V197H248ZM48 199V198H47ZM128 199V198H127ZM56 200V199H55ZM131 200V199H129ZM48 201V200H47ZM138 201V200H137ZM37 202V201H36ZM46 202V201H45ZM139 202V201H138ZM255 202V201H254ZM126 203V202H125ZM129 202H127V205H125V207L129 206L128 205ZM253 203V202H252ZM256 203V202H255ZM3 204L0 203V208H1V205ZM131 204V202H130ZM47 205V204H46ZM45 205V206H46ZM28 206V205H27ZM36 206V205H35ZM56 206V205H55ZM124 206V205H123ZM131 206V205H130ZM126 207V208H127ZM192 207V208H193ZM46 208V207H45ZM44 208V209H45ZM124 208V210L126 209ZM131 209V208H130ZM133 209V208H132ZM135 209V208H134ZM242 209V210H241ZM29 210V209H28ZM32 210V209H31ZM144 210V209H142ZM197 210V209H196ZM202 210V209H201ZM200 210V211H201ZM207 211V209H205ZM204 210V211H205ZM209 210V209H208ZM209 210V211H210ZM192 211V210H190ZM195 211V210H193ZM198 211V210H197ZM224 211V213H225ZM245 211V210H244ZM133 212V211H132ZM187 213H189L188 211H186ZM185 212V213H186ZM212 212V210L210 211ZM220 212V211H219ZM246 212V211H245ZM248 212V211H247ZM9 212H6V211H0V227H2L3 225L5 224H9L11 225V223H9V217L10 215L12 214H9ZM43 213V212H42ZM193 213V214H192ZM205 213V212H204ZM253 213V212H252ZM257 213V212H256ZM262 213V211H261ZM30 214V213H29ZM211 214V213H210ZM217 213H215L216 215ZM219 214V213H218ZM221 214V213H220ZM227 214V213H225ZM229 214V213H228ZM227 214V215H228ZM263 214H264V211H263ZM31 215V214H30ZM29 215V216H30ZM208 215V213H207ZM214 215V214H213ZM214 215V216H215ZM242 215V216H241ZM255 215V216H254ZM261 215V214H260ZM41 216V215H40ZM172 216V215H171ZM185 216V214H184ZM186 216V217H187ZM203 216V214H202ZM206 216V214L204 215V217ZM212 217V214L210 215ZM208 216V217H210ZM218 217L222 218L221 215H217ZM216 216V217H217ZM34 217V216H32ZM174 217V216H173ZM207 217V218H208ZM184 219H186L185 217H183ZM206 218V219H207ZM29 219V217H28ZM204 219V218H203ZM212 220V218H210ZM219 219V218H218ZM257 219V218H256ZM264 219V218H263ZM205 220V219H204ZM203 220V221H204ZM209 220V219H208ZM183 221V220H182ZM214 221V220H213ZM205 222V221H204ZM202 223V224H206L205 223ZM209 222V221H208ZM222 222V220H221ZM23 223V222H22ZM40 223V221H39ZM183 223V222H182ZM210 223V222H209ZM213 223V222H211ZM26 224V223H25ZM38 224V223H37ZM51 224V223H49ZM173 224V223H172ZM171 224V226H172ZM201 224V222H200ZM208 224V223H207ZM23 225V224H22ZM27 225V224H26ZM48 225V224H47ZM167 225V224H166ZM169 225V223H168ZM167 225V226H168ZM20 226V225H19ZM167 226L165 227L164 229V232H166L167 230H170V231H167L168 232V236L170 238H172L173 236H175L176 233H174V231L172 230L173 228L172 227H168ZM176 226V225H175ZM14 227V225L12 226V228ZM26 227V226H25ZM37 227V226H36ZM161 227V225L159 226ZM11 228V229H12ZM21 228V227H19ZM39 228V227H38ZM37 228V229H38ZM167 228V230H166ZM172 228V229H171ZM23 229V228H22ZM21 229V230H22ZM40 229V228H39ZM228 229H230V231H233V232H228ZM233 229H237V231ZM24 230V229H23ZM22 230V232H23ZM166 230V231H165ZM179 230V229H178ZM38 231V230H37ZM163 231V230H162ZM161 231V232H162ZM180 231V230H179ZM178 231V232H179ZM239 232V234L237 233ZM21 233V232H19ZM35 233V232H34ZM230 233H233V234H238L239 236H234L233 234H230ZM16 234V230H10L8 232V234H6L5 232H0V239L2 241H4V243L6 244L8 241V238L9 236H14ZM179 234V233H178ZM20 235V234H19ZM25 238V236H23ZM176 237V236H175ZM180 237V236H179ZM184 237V236H183ZM182 238V237H180ZM179 238V239H180ZM185 238V237H184ZM166 239V238H165ZM174 239V238H173ZM20 241V240H19ZM174 241V240H173ZM172 241V242H173ZM182 241V240H181ZM25 242V241H24ZM171 242V241H170ZM171 242V243H172ZM43 243V242H42ZM17 244V243H16ZM33 244V243H32ZM173 244V243H172ZM171 244V245H172ZM180 244V241L179 243ZM170 245V243H169ZM42 246V245H41ZM169 247V246H168ZM181 247V246H180ZM9 248V246L7 247ZM43 248V247H41ZM177 248V247H175ZM247 249V250H246ZM16 250V249H15ZM179 251V246L178 248L176 249ZM244 250H246L244 252ZM181 253H182V250H181ZM185 253V252H184ZM188 253V251H187ZM5 255V254H4ZM4 255L3 256V260H4ZM182 256H184L183 254H181ZM1 256V257H2ZM186 256H188L186 254ZM189 257V256H188ZM194 257V256H193ZM184 258V257H183ZM145 259V257H144ZM196 259V257H195ZM30 260V259H29ZM220 260V261H219ZM222 260V261H221ZM1 261V260H0ZM34 261V260H33ZM182 261V260H181ZM32 262V261H31ZM187 262V261H186ZM178 263V261H177ZM180 264H183L181 262H179ZM188 263V262H187ZM186 263V264H187ZM28 264H30V262L28 261ZM189 264H199L198 263V259L197 260H194L193 258L192 259H189ZM201 264V262H200Z\"/></svg>","mask_w":264,"mask_h":264},{"label":"water","instance_id":"obj_3","mask_svg":"<svg viewBox=\"0 0 264 264\" xmlns=\"http://www.w3.org/2000/svg\"><path fill=\"white\" fill-rule=\"evenodd\" d=\"M140 34L141 35H145V36H152L154 35V41H153V47L154 48H157V49H162L164 44H165V41H166V37L165 35L161 34V33H156L155 34V31L154 29H142L140 31Z\"/></svg>","mask_w":264,"mask_h":264}]
</instances>
